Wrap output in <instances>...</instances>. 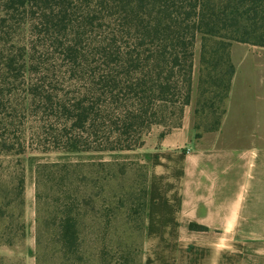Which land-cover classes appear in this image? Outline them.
Instances as JSON below:
<instances>
[{"label": "trees", "instance_id": "1", "mask_svg": "<svg viewBox=\"0 0 264 264\" xmlns=\"http://www.w3.org/2000/svg\"><path fill=\"white\" fill-rule=\"evenodd\" d=\"M235 44L264 48V0H0V248L26 247L28 156L163 143L195 96L219 132ZM148 204L141 163L37 165L36 263L144 264Z\"/></svg>", "mask_w": 264, "mask_h": 264}, {"label": "crops", "instance_id": "2", "mask_svg": "<svg viewBox=\"0 0 264 264\" xmlns=\"http://www.w3.org/2000/svg\"><path fill=\"white\" fill-rule=\"evenodd\" d=\"M221 130L192 123L135 152L28 156L26 264L36 263V167L137 162L149 169L144 264H264V48L235 44ZM14 259L16 249L0 248Z\"/></svg>", "mask_w": 264, "mask_h": 264}, {"label": "rangeland", "instance_id": "3", "mask_svg": "<svg viewBox=\"0 0 264 264\" xmlns=\"http://www.w3.org/2000/svg\"><path fill=\"white\" fill-rule=\"evenodd\" d=\"M199 75V56H198V60H197V67H196V79H195V86L197 88V83H198V76ZM195 103H196V96H195V100H194V103H193V106L188 110V113H187V118H186V121H185V125L186 123H192L193 127H194V119H195ZM158 135H155L153 137V139H151L149 141V145L148 146H160V143L158 141ZM115 237H112L111 239L113 240ZM18 251V255L20 256H23L26 255V248H21Z\"/></svg>", "mask_w": 264, "mask_h": 264}]
</instances>
